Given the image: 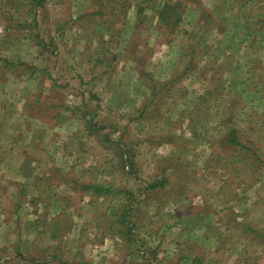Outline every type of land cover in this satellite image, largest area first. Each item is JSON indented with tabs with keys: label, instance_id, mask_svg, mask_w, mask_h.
Returning a JSON list of instances; mask_svg holds the SVG:
<instances>
[{
	"label": "rangeland",
	"instance_id": "obj_1",
	"mask_svg": "<svg viewBox=\"0 0 264 264\" xmlns=\"http://www.w3.org/2000/svg\"><path fill=\"white\" fill-rule=\"evenodd\" d=\"M0 90V264H264V0H0Z\"/></svg>",
	"mask_w": 264,
	"mask_h": 264
},
{
	"label": "crops",
	"instance_id": "obj_2",
	"mask_svg": "<svg viewBox=\"0 0 264 264\" xmlns=\"http://www.w3.org/2000/svg\"><path fill=\"white\" fill-rule=\"evenodd\" d=\"M2 90H0V97L4 96V94L1 93ZM10 134H6V125L4 123H0V160H4L6 162L7 160H12L15 162H19L18 166H22V162L24 161L22 156L24 153L23 149H21L19 138L17 134L14 131L9 132ZM9 137L8 139H6ZM8 144V148L5 150V145ZM22 154V155H21ZM4 169V167H1Z\"/></svg>",
	"mask_w": 264,
	"mask_h": 264
},
{
	"label": "trees",
	"instance_id": "obj_3",
	"mask_svg": "<svg viewBox=\"0 0 264 264\" xmlns=\"http://www.w3.org/2000/svg\"><path fill=\"white\" fill-rule=\"evenodd\" d=\"M167 9V7L164 5L160 11H159V14H158V18L159 20L162 22H165L167 24H169L165 18V14H164V11ZM166 25V24H165ZM228 143L235 146V147H240L241 149L243 148L242 147V143L237 139V136L235 134H231L229 135L228 137ZM163 183L162 181H156V182H153L151 185H150V188H156V187H160L162 186ZM92 189L95 190L96 192H102L103 190H105L101 185H95V186H92Z\"/></svg>",
	"mask_w": 264,
	"mask_h": 264
}]
</instances>
